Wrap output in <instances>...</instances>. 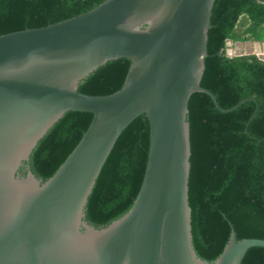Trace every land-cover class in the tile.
I'll return each instance as SVG.
<instances>
[{"label": "water", "instance_id": "water-1", "mask_svg": "<svg viewBox=\"0 0 264 264\" xmlns=\"http://www.w3.org/2000/svg\"><path fill=\"white\" fill-rule=\"evenodd\" d=\"M213 3L105 0L62 22L0 35V264H241L248 249L264 248L261 239L237 240L232 227L212 263L192 244L189 99L203 93L222 113L249 101L223 110L200 86ZM243 44L246 53L234 54ZM254 44L260 42L228 40L226 55L264 62ZM118 59L130 63L118 91H77ZM67 112L89 113L92 120L42 181L25 164ZM142 115L149 149L139 192L123 216L95 228L85 220L88 197L116 140Z\"/></svg>", "mask_w": 264, "mask_h": 264}, {"label": "trees", "instance_id": "trees-1", "mask_svg": "<svg viewBox=\"0 0 264 264\" xmlns=\"http://www.w3.org/2000/svg\"><path fill=\"white\" fill-rule=\"evenodd\" d=\"M104 1L0 0V35L62 22ZM207 37L200 86L214 95L223 110L249 99L229 113H222L203 93L192 94L187 105L192 244L199 258L212 263L228 243L231 227L237 240H264V62L254 55H226L228 40L264 42V5L254 0H214ZM129 65L125 59L107 62L77 91L90 96L112 94L121 88ZM91 120L89 113H65L25 165L38 179H49ZM148 149L149 124L142 115L122 131L101 169L85 207L90 225L105 227L131 208ZM241 264H264V248L248 249Z\"/></svg>", "mask_w": 264, "mask_h": 264}, {"label": "rangeland", "instance_id": "rangeland-1", "mask_svg": "<svg viewBox=\"0 0 264 264\" xmlns=\"http://www.w3.org/2000/svg\"><path fill=\"white\" fill-rule=\"evenodd\" d=\"M244 22V18H240V22H239V24H238V27H240L241 28V24ZM231 48L232 47H230L229 45L227 46V50L228 51H230L231 50ZM234 48V54H237V53H246V50H245V45L243 44V45H238V48H235V47H233ZM250 48H251V46H250ZM253 48L254 47H252V50H253Z\"/></svg>", "mask_w": 264, "mask_h": 264}, {"label": "crops", "instance_id": "crops-1", "mask_svg": "<svg viewBox=\"0 0 264 264\" xmlns=\"http://www.w3.org/2000/svg\"><path fill=\"white\" fill-rule=\"evenodd\" d=\"M239 22H240V19H239ZM253 46H254L253 51H254L255 54L264 53V44L262 42H260V44H258L256 46L254 44ZM256 50H257V52H255Z\"/></svg>", "mask_w": 264, "mask_h": 264}]
</instances>
